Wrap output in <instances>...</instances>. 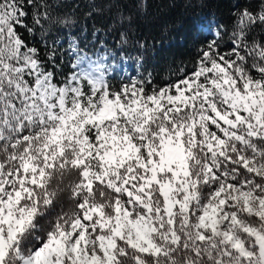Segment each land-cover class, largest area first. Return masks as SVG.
Listing matches in <instances>:
<instances>
[{
  "label": "snow or ice",
  "instance_id": "obj_1",
  "mask_svg": "<svg viewBox=\"0 0 264 264\" xmlns=\"http://www.w3.org/2000/svg\"><path fill=\"white\" fill-rule=\"evenodd\" d=\"M222 3L157 79L120 0H0V264H264V0Z\"/></svg>",
  "mask_w": 264,
  "mask_h": 264
},
{
  "label": "trees",
  "instance_id": "obj_2",
  "mask_svg": "<svg viewBox=\"0 0 264 264\" xmlns=\"http://www.w3.org/2000/svg\"><path fill=\"white\" fill-rule=\"evenodd\" d=\"M98 3L99 7L104 8L105 0H98ZM144 3L146 7L143 10L135 7L134 0H120L119 6L125 14L134 15L133 26L136 29L164 41L163 44L157 45L155 58L150 57L157 79L166 76L170 67L186 58L188 52L185 43L182 42V36L186 33V22L190 14L194 12L223 14L226 11L222 0H203V5L196 8L188 7L187 0H144ZM68 7L70 10L71 4ZM83 10L86 9L83 7L78 9ZM115 11V8L111 11L106 9L97 17V23L107 26Z\"/></svg>",
  "mask_w": 264,
  "mask_h": 264
}]
</instances>
